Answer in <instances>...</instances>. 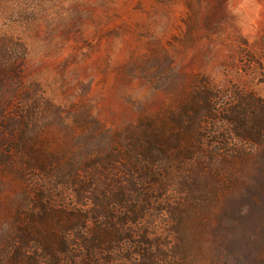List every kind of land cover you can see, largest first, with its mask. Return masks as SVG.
<instances>
[{
	"label": "trees",
	"instance_id": "trees-1",
	"mask_svg": "<svg viewBox=\"0 0 264 264\" xmlns=\"http://www.w3.org/2000/svg\"><path fill=\"white\" fill-rule=\"evenodd\" d=\"M25 58L0 33V192L6 179L32 190L0 229V264H264L262 98L200 82L176 131L143 118L109 132L40 105ZM40 118L71 145L41 147Z\"/></svg>",
	"mask_w": 264,
	"mask_h": 264
},
{
	"label": "rangeland",
	"instance_id": "rangeland-1",
	"mask_svg": "<svg viewBox=\"0 0 264 264\" xmlns=\"http://www.w3.org/2000/svg\"><path fill=\"white\" fill-rule=\"evenodd\" d=\"M0 1V33L25 47L23 79L39 85V104L88 112L109 132L143 118L176 131L200 82L264 100V0ZM36 136L48 150L71 145L41 118ZM25 195L5 180L0 229L16 224L12 202Z\"/></svg>",
	"mask_w": 264,
	"mask_h": 264
}]
</instances>
